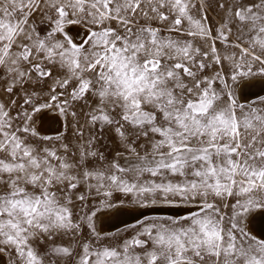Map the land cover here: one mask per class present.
I'll return each instance as SVG.
<instances>
[{
	"label": "snow or ice",
	"instance_id": "1",
	"mask_svg": "<svg viewBox=\"0 0 264 264\" xmlns=\"http://www.w3.org/2000/svg\"><path fill=\"white\" fill-rule=\"evenodd\" d=\"M258 75L264 0H0L3 264H264ZM117 197L186 211L101 232Z\"/></svg>",
	"mask_w": 264,
	"mask_h": 264
},
{
	"label": "rangeland",
	"instance_id": "2",
	"mask_svg": "<svg viewBox=\"0 0 264 264\" xmlns=\"http://www.w3.org/2000/svg\"><path fill=\"white\" fill-rule=\"evenodd\" d=\"M73 31H76V29H73ZM81 35H82V33H81ZM262 79H263V81H264V76H259V75H258V76H254V77H250V78H246L245 80H242V81L239 83V85L237 86V89H236V94H237L238 99H239L240 96H241L240 92H241V89L243 88L244 84H245V85H249L248 83H251V84L258 83V82H259L258 80H262ZM247 81H248V82H247ZM250 81H251V82H250ZM245 82H246V83H245ZM259 83H260V82H259ZM241 86H242V87H241ZM240 88H241V89H240ZM262 88H263V89H262ZM247 94H248V96H247ZM262 101H264V87H261V88L258 89L257 91L255 90V92H254V90H253V91L250 90V91H248L247 93H244V99H243V102H246V103H249V104H254V105H261V104H262ZM51 114H52V115H51ZM53 115H55V113H47V114L43 117L42 120L38 119V120L36 121V124H37L38 130L41 132V134H43V135H50V136H53V137H54V136L58 135L59 133L65 131V130H64V127H63V118H58L59 121L62 119V122L60 121V124H61L62 126L60 125V127H58V129H55V130H53V131H51V132H48V131H46V130L40 128V127L42 126V122L44 121V119H45V118H48V117H51V116H53ZM67 134H68V135L71 134V129H70V128H69ZM119 200H120V197H117V206L114 207V208H111V209L106 210V211L102 214V216L100 215V216L97 218L96 224H97V229H98L99 231H101V232H105V233H107V232H113V233H115V232H118V231L125 230V229L128 228L129 226H131V225H133V224H136L138 221L143 220V219H145V218H147V217L156 216V215H178V214H182V213H178V212H177V214H176V213H172V214H163V213H161V214H160V213H159V214H150V215H145V216L141 217L140 219H138V220H136V221H134V222H132V223H130V224H126V225H124V226H122V227H119V228H116V229H114V230H105V231L100 230V229H101L100 226H99V221H100V219H101L100 217L105 216L106 213H107V214H110L111 211H113V210L116 209L117 207L119 208L120 206H125L126 209H130V210L139 207V206L134 205V204H132V203H130V202H128V201H125L124 203H119ZM119 205H120V206H119ZM127 205H128V206H127ZM134 207H135V208H134ZM257 211H259V210H256L255 212H253V213L248 217V230H250V231H251L253 234H255V235H259V234H257L256 232H254V231L252 230V228H251V226H250V220H251V218L254 216V214H255Z\"/></svg>",
	"mask_w": 264,
	"mask_h": 264
},
{
	"label": "bare ground",
	"instance_id": "3",
	"mask_svg": "<svg viewBox=\"0 0 264 264\" xmlns=\"http://www.w3.org/2000/svg\"><path fill=\"white\" fill-rule=\"evenodd\" d=\"M258 81L260 83L259 82L258 83H254V84L248 83L249 84L248 88L245 89L244 93H247L250 90L251 91L254 90V92H255V90L257 91L261 87H264L263 79L262 80H258ZM244 86H245V84H244ZM244 86H243V88H244ZM240 94H241V92H240ZM247 96H248V94H247ZM53 117H56V114L51 116V117L45 118L44 121L42 122V126L40 128H42V129H44V130H46L48 132H51V131H53L55 129H58V127H60V125H61L60 121L62 122V119L60 121H59L58 118L56 120H53L52 119ZM147 208H149V207H147ZM139 209H141V207L132 209V212H131L130 210H127L125 206H120L119 208L117 207L116 209L111 211L110 214L106 213L105 216L100 217L101 218L100 221H99V226L101 228L100 230H102V231L108 230L109 224H112V223L118 224V222L120 223L123 220L129 219L130 217L136 215L137 212L139 211ZM170 210H172L176 214H177V212L178 213H184L186 211L185 209H171V208H170ZM262 212H264V210H259V211H257L254 214V216L250 220V226H251V228H252V230L254 232H256L259 235L264 236V214H261ZM0 264H3L2 258H0Z\"/></svg>",
	"mask_w": 264,
	"mask_h": 264
},
{
	"label": "water",
	"instance_id": "4",
	"mask_svg": "<svg viewBox=\"0 0 264 264\" xmlns=\"http://www.w3.org/2000/svg\"><path fill=\"white\" fill-rule=\"evenodd\" d=\"M127 210H130V209H127ZM130 211L132 212V210H130ZM159 213L160 214L161 213H163V214H172L174 212L172 210H170V208H166V207L141 208V209H139V211L137 212L136 215L130 217L129 219L123 220L120 223L118 222V224H116V223L109 224L108 230H114V229L119 228V227H122V226H124L126 224H130V223H132V222L140 219L141 217H143L145 215L159 214Z\"/></svg>",
	"mask_w": 264,
	"mask_h": 264
}]
</instances>
